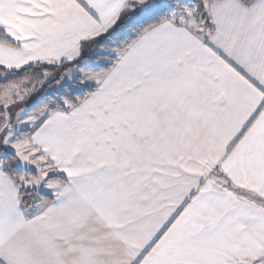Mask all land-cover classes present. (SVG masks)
<instances>
[{
	"label": "snow or ice",
	"instance_id": "6c2138e0",
	"mask_svg": "<svg viewBox=\"0 0 264 264\" xmlns=\"http://www.w3.org/2000/svg\"><path fill=\"white\" fill-rule=\"evenodd\" d=\"M0 264H264V0H0Z\"/></svg>",
	"mask_w": 264,
	"mask_h": 264
}]
</instances>
